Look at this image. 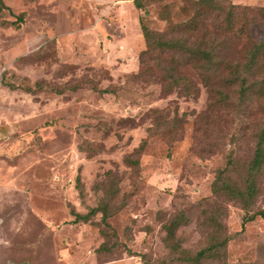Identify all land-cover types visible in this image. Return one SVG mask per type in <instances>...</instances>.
<instances>
[{
  "label": "rangeland",
  "instance_id": "374dc122",
  "mask_svg": "<svg viewBox=\"0 0 264 264\" xmlns=\"http://www.w3.org/2000/svg\"><path fill=\"white\" fill-rule=\"evenodd\" d=\"M2 1L0 264H264V218L242 226L246 210L264 209V165L248 209L223 187L244 186L264 99L235 86L222 89L235 99H210L183 55L144 51L140 21L171 35L161 17L186 20L190 1ZM231 1L235 33L264 41V0ZM170 73L197 93L167 90ZM101 203L105 219L101 208L75 219ZM181 213L171 250L164 223ZM215 217L225 249L194 262Z\"/></svg>",
  "mask_w": 264,
  "mask_h": 264
},
{
  "label": "trees",
  "instance_id": "16d2710c",
  "mask_svg": "<svg viewBox=\"0 0 264 264\" xmlns=\"http://www.w3.org/2000/svg\"><path fill=\"white\" fill-rule=\"evenodd\" d=\"M136 8L143 6L142 0H132ZM195 9L186 20L173 22L168 15L162 16L168 23V29L172 30L171 35L168 30L164 32L156 31L140 21L141 32L146 42L144 51H174L183 55L196 71L203 85L209 92L210 99H235L236 93L240 99H264V41L254 38L251 30L235 33L234 22L238 19L235 12L238 3L227 0L224 4L221 0H189ZM0 5H4L0 0ZM250 7L243 5L244 17ZM264 12V6L260 8ZM215 10H224L225 15L219 19L218 15H213ZM239 44L242 47L240 54H233L232 45ZM165 80L167 90L177 89L184 94L197 93V86L191 79L183 74L177 76L170 73V79ZM13 86V85H11ZM234 87V96L222 89ZM91 88L108 92V87L99 88L90 85ZM238 87V90H237ZM56 92L61 89L54 88ZM215 103V102H213ZM212 104V103H211ZM264 107V105H263ZM127 162L137 164V158L126 157ZM233 158L229 157L227 163H233ZM264 165V121L259 126L255 136V148L253 155L248 163L246 176L243 178L244 186L238 184L223 183L228 195L238 197L244 202L248 209L257 192V176ZM223 182V181H222ZM78 185V184H77ZM215 191L222 190L217 185ZM227 196V195H226ZM101 208L102 218L105 219L108 207L104 203L92 207L86 213L75 211V219H87L90 214ZM256 215L264 218V209L259 208L253 212L245 211L242 226L245 222L252 220ZM184 220L183 214H177L164 223L165 241L169 249L174 250L179 245L174 242L175 231L179 224ZM213 224L217 227L208 245L199 249L191 259L198 262L200 258L207 255L217 254L220 256L225 249L228 235L222 233L223 225L220 220L214 218Z\"/></svg>",
  "mask_w": 264,
  "mask_h": 264
}]
</instances>
